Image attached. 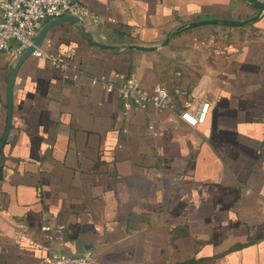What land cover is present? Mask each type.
<instances>
[{
    "label": "crops",
    "instance_id": "crops-1",
    "mask_svg": "<svg viewBox=\"0 0 264 264\" xmlns=\"http://www.w3.org/2000/svg\"><path fill=\"white\" fill-rule=\"evenodd\" d=\"M79 1L101 25L54 26L39 46L75 50L77 85L30 55L9 128L20 57H0V264L86 250L89 264H264V13L175 32L257 10L243 0ZM119 75L149 92L188 88L209 103L204 124L186 101L159 115L127 111L118 89L91 84Z\"/></svg>",
    "mask_w": 264,
    "mask_h": 264
},
{
    "label": "built area",
    "instance_id": "built-area-1",
    "mask_svg": "<svg viewBox=\"0 0 264 264\" xmlns=\"http://www.w3.org/2000/svg\"><path fill=\"white\" fill-rule=\"evenodd\" d=\"M66 16L78 18L84 26H100L102 23L79 0H0V57L6 55L17 60L32 46L45 24ZM31 55L59 70L64 82L77 85L81 72L72 62L74 49H70L63 57L47 54L40 48H36ZM91 84H101L109 91L118 89L127 111L132 108L146 109L151 105L155 114L159 115L174 111L179 102L186 101L193 105L194 124L202 125L209 110V103L195 98L188 88H166L162 84H156L149 92L140 86L134 75H119L118 82H110L104 76L94 77ZM92 260L93 251L86 250L73 255L56 253L42 259L40 264H89Z\"/></svg>",
    "mask_w": 264,
    "mask_h": 264
},
{
    "label": "water",
    "instance_id": "water-1",
    "mask_svg": "<svg viewBox=\"0 0 264 264\" xmlns=\"http://www.w3.org/2000/svg\"><path fill=\"white\" fill-rule=\"evenodd\" d=\"M243 1L246 2L248 5H250L251 7H253L255 10H257V14L255 16H253L252 18H249L247 20H242V21L222 20V19L201 20V21H198V22H194V23L182 26V27L178 28V30H176L175 32H179V31L184 30V29H188V28H191V27H199V26H203V25H207V24H225V25H231V26H246V25H250L252 23H255L256 21H258V19L264 13V0H243ZM63 23H70L71 25L75 26L76 28H78V29H80V30H82L84 32L86 30L84 25H83V23L78 18L72 17V16H66V17L58 18V19H55V20H52V21L48 22L38 32L37 36L35 37V39L33 41L32 46H30L23 53V55L19 58V60L15 64V66L13 68V71H12V74H11V78H10V81H9V84H8V92H7V100H8V128L10 126L11 118H12V87H13V83H14V79H15L16 73H17L20 65L23 63V61L27 57H29L32 54V52L36 48H39L42 39L44 38L46 33L52 27L60 25V24H63ZM169 39H170V36H168L166 38V40L162 44V46L167 44ZM96 45L99 48L109 49V50L129 49V50L144 51V52L155 51L158 48V47L148 48V47H140V46H128V47L119 48V47L103 46L101 44H96ZM4 141H5V139L2 141V143H4ZM1 145H0V147H1Z\"/></svg>",
    "mask_w": 264,
    "mask_h": 264
}]
</instances>
